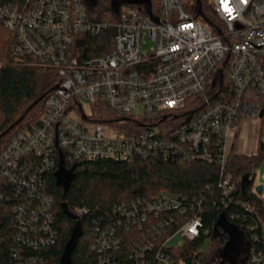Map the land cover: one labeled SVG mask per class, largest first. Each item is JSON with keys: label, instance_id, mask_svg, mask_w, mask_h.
Masks as SVG:
<instances>
[{"label": "built area", "instance_id": "built-area-1", "mask_svg": "<svg viewBox=\"0 0 264 264\" xmlns=\"http://www.w3.org/2000/svg\"><path fill=\"white\" fill-rule=\"evenodd\" d=\"M209 2L213 24L200 0H157L151 13L145 3L122 4L113 9L117 17L111 23L92 19L83 0H0V23L14 32V61L55 69L59 79L44 99L39 121L19 130L0 149V201L12 195L17 199L8 211L15 244L34 249L55 241V201L45 190L43 175L61 159H215L223 193L230 194L235 187L227 173L230 143L243 121L264 113V0H227L231 13L222 0ZM109 28L114 42L110 53L80 59L79 46L82 52L88 47L87 34L100 35ZM146 39L151 47L144 51ZM225 73L235 95L217 99ZM199 94L205 95L202 106L184 114L187 119L177 126L140 119L183 113ZM103 107L113 117L131 118L144 128H127L126 120H93ZM180 203L179 195L162 192L148 207L160 212ZM201 226L198 215L188 218L163 246L195 239ZM115 231L110 224L98 231L96 246L118 248ZM180 234L184 240L175 241ZM246 243L243 263L264 264V243ZM137 245L152 248L148 242ZM14 254L19 257L18 249ZM23 257L36 261L22 255L15 264H24ZM155 264L183 263L161 247Z\"/></svg>", "mask_w": 264, "mask_h": 264}, {"label": "trees", "instance_id": "trees-1", "mask_svg": "<svg viewBox=\"0 0 264 264\" xmlns=\"http://www.w3.org/2000/svg\"><path fill=\"white\" fill-rule=\"evenodd\" d=\"M130 1L125 0L122 4H144ZM200 1L206 20L215 23L209 0ZM97 2L105 11L111 10L113 14L107 16L102 12L99 20L114 22L117 17L112 8L114 1ZM151 4L156 6L157 0H151ZM112 31L109 28L102 33L101 39L102 34H87L85 43L88 47L86 52H82L83 47L79 46V58L110 53L114 46ZM13 38L14 32L0 23V149L19 130L39 121L44 99L59 80L55 69L37 63L15 62L10 47ZM223 80L217 99L235 95L226 73ZM204 99L205 95L199 94L194 101L188 100L187 111L181 114L177 111L166 112L151 125L170 127V116L180 118L188 112H194L202 106ZM113 114L103 107L93 116V120L109 123L117 119L126 120L123 126L127 128L129 124L136 130L144 128L141 122L135 124L131 118H116ZM258 149L256 154H241L235 149V143L230 148L227 173L235 181L230 194L223 193L220 185L222 176L215 159L196 157L190 160L171 155L168 158L136 157L129 161L107 158L87 162L66 161L65 172L73 177L68 184L60 179L59 164L43 175L45 190L55 201L54 228L58 230L55 241L34 249L15 244L14 228L8 215L9 208L17 201L12 195L13 198L0 201V264H15L22 255L36 258V261L29 263L23 257L24 264H155V252L161 247L183 264H213L214 256L225 259L232 256L226 255L230 235L221 222L222 215L227 224L240 232L249 244L263 247L264 198L255 191L254 171L264 158L262 139ZM245 174H249L252 181L243 192ZM162 192L179 195L181 205L160 212L150 210L148 204ZM64 202L80 218L83 228V234L68 262L64 251L71 239L76 219L63 212ZM78 209L83 210L81 215L77 214ZM196 215L200 217L202 226L195 239L185 240L178 246H163L167 237L173 235L188 218ZM108 224L115 226V236L120 240V245L118 248L100 250L96 246L97 233ZM256 236L260 239L257 240ZM207 239L209 247L203 250ZM147 242L152 248L144 250L137 245ZM16 249L19 257L14 254Z\"/></svg>", "mask_w": 264, "mask_h": 264}, {"label": "rangeland", "instance_id": "rangeland-1", "mask_svg": "<svg viewBox=\"0 0 264 264\" xmlns=\"http://www.w3.org/2000/svg\"><path fill=\"white\" fill-rule=\"evenodd\" d=\"M83 1L85 2V5L89 11V15L91 16L92 19L99 17L100 13H102V12H104L107 16H113L111 10L105 11V9L103 7L98 5L97 0H83ZM112 1H114V0H112ZM112 8L115 9L116 7L113 5ZM102 37H103V34L100 35V39ZM145 41L146 42L143 44V50L147 51L149 49V47H151V42L149 41V39H146ZM1 62L2 61L0 60V63ZM85 108L87 109V111H90V105L89 104H86ZM181 113L182 112H178V114H181ZM140 119L146 124H155L156 123L155 118H147V117L141 116ZM185 119H187L186 116L180 117V118H175L172 115L168 119V122L171 123L170 125L172 127H174V126H177L180 123H182ZM251 121H252V123L249 124V126L246 125V127H244V129L241 131V134L244 131V136H246V143H248L249 151H251V153H252V150H254V147L250 148V146L252 145L253 139L255 138L254 136L257 135L258 138L260 136L262 138V140L264 141V116L263 117H255V118L251 119ZM129 126H130V128L136 129L132 124ZM250 142H251V144H250ZM259 144H260V142L258 143L257 147H259ZM254 171L256 174L255 175V178H256L255 182L257 184H259V183L264 184V158L261 160L260 164L257 166V168ZM179 239L184 240V237L182 236V234L178 235L176 237L175 241H178ZM208 247H209V239H207L205 241L202 249L204 250V249H207ZM247 248H248V244L244 243L241 246V250L239 251L237 258L235 260L233 259V261H229V260L226 261L227 262L226 264H244L243 262L246 260L247 254H248ZM231 254L232 253L229 251V252H227L226 255H231ZM213 259H214L213 264H219V262L221 260V258L218 256H214Z\"/></svg>", "mask_w": 264, "mask_h": 264}, {"label": "water", "instance_id": "water-1", "mask_svg": "<svg viewBox=\"0 0 264 264\" xmlns=\"http://www.w3.org/2000/svg\"><path fill=\"white\" fill-rule=\"evenodd\" d=\"M122 2H125V0H114V6L117 7L119 5L122 4ZM130 2H140V3H145L148 9V12L151 13V0H131ZM57 87V85H55L50 91H54L55 88ZM42 97L39 98L36 102L38 103L39 101H41ZM264 113H261V116H263ZM1 140V138H0ZM64 160L61 159L60 161V172H61V177L60 179L63 181V183H69L73 177L70 175V173L68 174L67 172H65V167H64ZM70 175V176H69ZM64 178V179H63ZM252 180L249 177V174H245L244 175V180H243V184H242V188H243V192L246 191V187L250 184ZM61 182V184H63ZM66 184V186H67ZM264 190V184L263 183H259L256 188L255 191L259 194H263ZM62 208H63V212L67 215H69L70 217H72L73 219H76L75 222V226H74V231L72 233L71 239L69 241V244L67 245L65 251H64V257L66 258V261L68 262L69 260V256L71 254V252L74 250V248L76 247V245L78 244V240L81 237V235L83 234V228L81 226V220L80 218H77L76 214H73L67 207V204L64 202L62 203ZM221 222L223 223V226L225 228V231L230 235V240L228 242L227 245V249L232 253V256L235 258H237L239 251L241 250V246L244 242V237L243 235H241L240 232H238L233 226H230L227 224V222L224 219V216L222 215L221 217ZM228 251V252H229Z\"/></svg>", "mask_w": 264, "mask_h": 264}, {"label": "crops", "instance_id": "crops-1", "mask_svg": "<svg viewBox=\"0 0 264 264\" xmlns=\"http://www.w3.org/2000/svg\"><path fill=\"white\" fill-rule=\"evenodd\" d=\"M251 123H252L251 119H247V120L243 121L240 130L235 135V139H233L230 143V147L235 143V149L241 154L242 153L256 154L257 150H259L257 145L260 142V140L262 139L260 136H259V138L257 135L254 136L255 138L253 139L252 145L250 146V148L254 147V150H252V153H251V151H249V148H248V143H246V136H244V131L241 134V131L244 129V127H246V125L249 126V124H251ZM250 144H251V142H250ZM257 185L258 184L255 182V186H257Z\"/></svg>", "mask_w": 264, "mask_h": 264}, {"label": "flooded vegetation", "instance_id": "flooded-vegetation-1", "mask_svg": "<svg viewBox=\"0 0 264 264\" xmlns=\"http://www.w3.org/2000/svg\"><path fill=\"white\" fill-rule=\"evenodd\" d=\"M244 243H246V240H245V239H244L243 244H244ZM243 244H242V245H243ZM218 257H220V256L218 255ZM220 258H221V260H220L219 264H226V263H227L226 261H228V260H229V261H233V259H234L233 256H231V257H229V258H226V259H225V257H220ZM235 259H236V258H235ZM235 259H234V260H235Z\"/></svg>", "mask_w": 264, "mask_h": 264}, {"label": "snow or ice", "instance_id": "snow-or-ice-1", "mask_svg": "<svg viewBox=\"0 0 264 264\" xmlns=\"http://www.w3.org/2000/svg\"><path fill=\"white\" fill-rule=\"evenodd\" d=\"M222 3L224 4V9L226 12L231 13L233 11V9L231 7H229L227 0H222ZM193 231H194V229H193Z\"/></svg>", "mask_w": 264, "mask_h": 264}]
</instances>
